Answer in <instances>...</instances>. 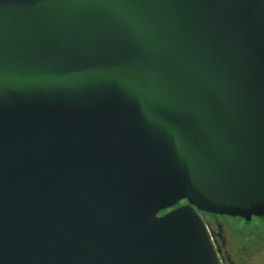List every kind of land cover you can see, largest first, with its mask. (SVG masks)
Masks as SVG:
<instances>
[{"label": "water", "instance_id": "obj_1", "mask_svg": "<svg viewBox=\"0 0 264 264\" xmlns=\"http://www.w3.org/2000/svg\"><path fill=\"white\" fill-rule=\"evenodd\" d=\"M202 212L264 217V0H0V264H225Z\"/></svg>", "mask_w": 264, "mask_h": 264}, {"label": "flooded vegetation", "instance_id": "obj_2", "mask_svg": "<svg viewBox=\"0 0 264 264\" xmlns=\"http://www.w3.org/2000/svg\"><path fill=\"white\" fill-rule=\"evenodd\" d=\"M183 203L185 202L179 203L177 206ZM202 215L212 229L225 264H264V235L252 241L250 245L236 247L230 252L229 239L227 238L222 222L219 220V217L223 216L207 212H202ZM220 227H223L222 233L219 232Z\"/></svg>", "mask_w": 264, "mask_h": 264}, {"label": "rangeland", "instance_id": "obj_3", "mask_svg": "<svg viewBox=\"0 0 264 264\" xmlns=\"http://www.w3.org/2000/svg\"><path fill=\"white\" fill-rule=\"evenodd\" d=\"M219 220L229 239L230 252L236 247L248 246L252 241L264 235V220L261 217L254 216L250 220H245L240 217L223 216L219 217ZM222 228L220 227V233H222Z\"/></svg>", "mask_w": 264, "mask_h": 264}, {"label": "trees", "instance_id": "obj_4", "mask_svg": "<svg viewBox=\"0 0 264 264\" xmlns=\"http://www.w3.org/2000/svg\"><path fill=\"white\" fill-rule=\"evenodd\" d=\"M263 220H264V218H262ZM235 258H237L236 256H235Z\"/></svg>", "mask_w": 264, "mask_h": 264}]
</instances>
